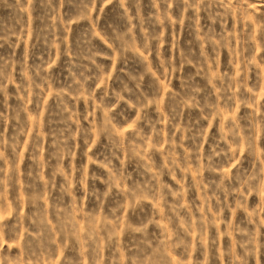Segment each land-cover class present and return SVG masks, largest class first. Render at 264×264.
Listing matches in <instances>:
<instances>
[{"label":"rangeland","instance_id":"rangeland-1","mask_svg":"<svg viewBox=\"0 0 264 264\" xmlns=\"http://www.w3.org/2000/svg\"><path fill=\"white\" fill-rule=\"evenodd\" d=\"M0 264H264V0H0Z\"/></svg>","mask_w":264,"mask_h":264}]
</instances>
